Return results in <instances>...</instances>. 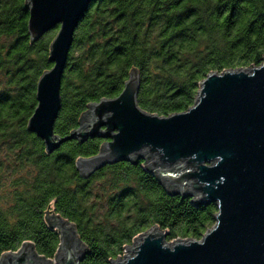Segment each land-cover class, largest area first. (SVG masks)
Listing matches in <instances>:
<instances>
[{"label":"trees","instance_id":"16d2710c","mask_svg":"<svg viewBox=\"0 0 264 264\" xmlns=\"http://www.w3.org/2000/svg\"><path fill=\"white\" fill-rule=\"evenodd\" d=\"M22 3L8 0L6 22ZM56 32L36 45L24 42L27 84L0 109V256L29 242L38 255L53 259L59 234L47 225L46 212L75 226L88 250L81 264H109L153 226L168 231L167 243L200 240L215 224V204L199 207L167 193L142 160L82 177L76 160L98 154L104 140H71L47 154L26 130L34 84L50 67L48 47ZM263 58L264 0H96L74 33L54 133L69 134L89 104L117 97L133 68L139 107L169 116L193 105L209 72L257 67Z\"/></svg>","mask_w":264,"mask_h":264},{"label":"water","instance_id":"95a60500","mask_svg":"<svg viewBox=\"0 0 264 264\" xmlns=\"http://www.w3.org/2000/svg\"><path fill=\"white\" fill-rule=\"evenodd\" d=\"M96 0H24L31 43L57 29L36 83L26 130L51 154L68 141L104 140L98 154L78 158L89 177L107 165L144 161L169 194L197 206L215 204V224L200 240L166 242L167 230L151 227L109 264H264V58L257 67L209 72L186 111L158 116L139 107L140 81L131 69L119 95L88 105L78 127L61 137L54 124L60 86L74 33ZM59 234L57 264H81L88 253L75 226L46 212ZM29 242L3 253L0 264H53Z\"/></svg>","mask_w":264,"mask_h":264},{"label":"flooded vegetation","instance_id":"af4514ba","mask_svg":"<svg viewBox=\"0 0 264 264\" xmlns=\"http://www.w3.org/2000/svg\"><path fill=\"white\" fill-rule=\"evenodd\" d=\"M7 6L8 0H0V109L8 102L9 97L12 95L15 94L17 97H20L24 85L27 84V76H23L24 42L36 45L39 41L30 42L27 33L28 12L24 7V0L21 12L23 11L25 14L26 30L23 29V24L20 23L23 19L21 12L19 14H11V20L6 22L4 16L8 13ZM38 79L39 77L36 79L33 88L34 97Z\"/></svg>","mask_w":264,"mask_h":264},{"label":"rangeland","instance_id":"374dc122","mask_svg":"<svg viewBox=\"0 0 264 264\" xmlns=\"http://www.w3.org/2000/svg\"><path fill=\"white\" fill-rule=\"evenodd\" d=\"M51 260H52L53 264H57V262L54 260V258L51 259Z\"/></svg>","mask_w":264,"mask_h":264},{"label":"built area","instance_id":"2783aa9c","mask_svg":"<svg viewBox=\"0 0 264 264\" xmlns=\"http://www.w3.org/2000/svg\"><path fill=\"white\" fill-rule=\"evenodd\" d=\"M123 255H125V251H124V254ZM123 255L122 256H120V258H122L123 257Z\"/></svg>","mask_w":264,"mask_h":264},{"label":"bare ground","instance_id":"6f19581e","mask_svg":"<svg viewBox=\"0 0 264 264\" xmlns=\"http://www.w3.org/2000/svg\"><path fill=\"white\" fill-rule=\"evenodd\" d=\"M51 263H53V262H51Z\"/></svg>","mask_w":264,"mask_h":264}]
</instances>
